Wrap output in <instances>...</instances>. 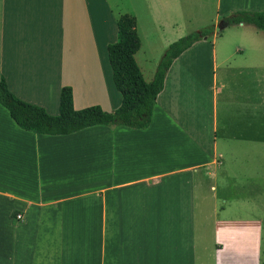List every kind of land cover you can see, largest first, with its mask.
Segmentation results:
<instances>
[{"label":"crops","instance_id":"obj_1","mask_svg":"<svg viewBox=\"0 0 264 264\" xmlns=\"http://www.w3.org/2000/svg\"><path fill=\"white\" fill-rule=\"evenodd\" d=\"M195 1L0 0V78L50 115L66 86L76 110L114 112L123 97L108 47L120 20H134L151 83ZM199 6L216 29L264 0ZM236 191L264 194V32L254 26L215 30L176 59L145 130L42 135L0 104V264H219L231 246L261 264L262 221L219 217Z\"/></svg>","mask_w":264,"mask_h":264},{"label":"trees","instance_id":"obj_2","mask_svg":"<svg viewBox=\"0 0 264 264\" xmlns=\"http://www.w3.org/2000/svg\"><path fill=\"white\" fill-rule=\"evenodd\" d=\"M223 21L227 26L245 24L264 32V11L235 12ZM215 30L214 26H209L173 43L160 61L153 81L147 83L135 59L141 40L134 20L130 16L123 17L118 24V41L108 47L114 83L123 97L121 106L114 112L97 105L76 110L73 89L66 86L61 91L59 115H50L46 109L14 95L3 77L0 78V104L20 128L42 135H71L96 126L145 130L152 123L158 97L175 60L197 42L211 39Z\"/></svg>","mask_w":264,"mask_h":264},{"label":"rangeland","instance_id":"obj_3","mask_svg":"<svg viewBox=\"0 0 264 264\" xmlns=\"http://www.w3.org/2000/svg\"><path fill=\"white\" fill-rule=\"evenodd\" d=\"M201 3H203V0L201 1L196 0L195 6L191 5L189 7L187 3L186 17H185L186 27L182 28L183 31L185 30L184 35L181 36L182 38L183 36L185 37L189 34L199 32V31H195L196 30L195 28L197 27H194V26L197 24H199L200 26L199 28H202V29L207 28L212 25L211 23H206L207 21L205 20L208 18L206 9L208 8L200 7L199 5ZM220 22L218 23V25L220 24ZM216 30H217V27H216ZM179 36L180 35H178V37ZM217 41H218L217 42L218 44L223 43L220 38ZM164 55L165 53H163V55L159 57L158 62L162 60ZM237 169L239 170V168ZM244 180L245 179L242 178V181ZM242 193L243 192L236 191L234 192L232 196L230 195L229 199H227L228 200L227 202L222 201V203H224L225 211L220 210L219 217L220 218L222 217L238 218L240 220H244V219L247 220V218H249V219H259L262 221L263 231H262V251L260 255V261H261V264H264V194H259L258 191L251 192V196L254 199H249L248 201H245L243 199V196L244 195L246 196V194L244 193V195H241ZM233 196L235 199L233 198ZM243 205H245L246 207V209L244 210L242 209ZM207 221H208L207 223L209 224H208V227H206L205 230H203L202 237L204 239L203 240L204 242L201 243L202 245L203 244L207 245L208 240H210V237L213 236V230L211 227L212 218L207 217ZM257 259L258 257L256 253H250V255H247V254H244L243 251H241L237 247L233 248L231 246L228 248V251L225 254L220 255L219 264H257ZM203 264L205 263L203 262Z\"/></svg>","mask_w":264,"mask_h":264},{"label":"water","instance_id":"obj_4","mask_svg":"<svg viewBox=\"0 0 264 264\" xmlns=\"http://www.w3.org/2000/svg\"><path fill=\"white\" fill-rule=\"evenodd\" d=\"M228 26L224 23V21H221L220 24L217 26V30L218 31H222L225 28H227Z\"/></svg>","mask_w":264,"mask_h":264},{"label":"built area","instance_id":"obj_5","mask_svg":"<svg viewBox=\"0 0 264 264\" xmlns=\"http://www.w3.org/2000/svg\"><path fill=\"white\" fill-rule=\"evenodd\" d=\"M20 218V217H19Z\"/></svg>","mask_w":264,"mask_h":264}]
</instances>
